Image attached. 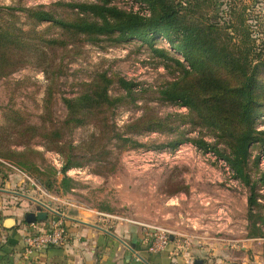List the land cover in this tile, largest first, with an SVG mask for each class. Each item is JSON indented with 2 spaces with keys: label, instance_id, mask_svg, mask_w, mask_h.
<instances>
[{
  "label": "rangeland",
  "instance_id": "374dc122",
  "mask_svg": "<svg viewBox=\"0 0 264 264\" xmlns=\"http://www.w3.org/2000/svg\"><path fill=\"white\" fill-rule=\"evenodd\" d=\"M213 1L216 9L202 12L218 23L231 19L232 4L248 7L264 59V0ZM141 5L148 7L142 0H0V159L26 171L48 196L1 162L0 189L63 213L111 215L106 225L142 227L151 247V227L168 223L165 215H134L135 200L148 214L172 199L232 193L233 181L250 196L264 195V135L251 127L264 120V67L243 88L253 102L250 96L247 108L234 111L232 90L245 78L227 66L182 52L161 34L101 31L102 8L148 18ZM39 12L54 20H37ZM84 21L100 31L66 26ZM247 109L250 120L242 116ZM244 134L251 143L240 174L233 163ZM13 197L29 201L0 192L3 201ZM227 216H220L222 228ZM249 219L258 236L264 215ZM218 236L232 238L225 229Z\"/></svg>",
  "mask_w": 264,
  "mask_h": 264
},
{
  "label": "crops",
  "instance_id": "0c3cea01",
  "mask_svg": "<svg viewBox=\"0 0 264 264\" xmlns=\"http://www.w3.org/2000/svg\"><path fill=\"white\" fill-rule=\"evenodd\" d=\"M11 183L15 186L14 181ZM0 190L4 194L23 195ZM13 198H0V245H9L4 249L8 256L0 252V264H264V239L260 233H264V227L257 223L259 233L254 236L249 219L250 214L264 215V195L257 199L260 209L250 212V194L240 182H232V193L217 190L209 198L201 195L172 199L165 205L155 204V211L148 214L142 213L146 207L140 199L133 201L136 216L165 215L169 226L166 229L173 233L174 241L159 253L150 247L142 227L120 222L106 225L109 220L99 212L95 215L100 217L60 212L70 235L68 244L27 255L25 237L40 231L57 215L31 200L23 203ZM221 215H231L225 218L223 228ZM224 229L232 238L218 236ZM192 234L197 239L189 238ZM179 240L189 241L190 246L176 243Z\"/></svg>",
  "mask_w": 264,
  "mask_h": 264
},
{
  "label": "trees",
  "instance_id": "16d2710c",
  "mask_svg": "<svg viewBox=\"0 0 264 264\" xmlns=\"http://www.w3.org/2000/svg\"><path fill=\"white\" fill-rule=\"evenodd\" d=\"M142 1L150 8L151 16L148 18L121 13L111 7L102 8V16L105 20L101 31L135 30L136 32L142 31L144 33L152 32L168 37L171 43L182 52H186L187 54H192L193 51L201 52L212 61L227 66L237 76L245 78L244 85L241 89L236 90V92L232 90V96L235 98L233 99L232 106L234 111L240 108H247V103L244 102H248L250 96L252 98V91L244 93L245 90L243 88L253 86L255 72L259 66L264 67V59L262 55L257 53L258 39L255 37V27L248 23V7H239L238 3L232 4L227 14L231 19L223 23H218L214 19L215 17L205 15L202 12L204 6L212 7V10L216 9L213 0ZM81 8L83 10L86 7L83 5ZM0 10H2L1 7ZM36 19L42 22L54 20L50 14L45 12L37 13ZM66 26L72 28L78 26L82 33H90L93 30L100 31L99 25L95 23L90 24L86 21L80 25L69 23ZM244 96H247V99L243 100ZM87 97L91 100L95 99L93 95H87ZM242 116H245L248 120L251 119V116L248 114V109ZM252 126H254L253 130L264 135V131L258 130V122L251 123ZM250 143L249 136L244 134L241 137V144L235 155L236 162L233 163V168H236L240 174H242V162L245 161L244 159L248 155ZM260 147L262 154L264 151V141L260 143ZM251 190H253L252 187ZM257 199L258 196L251 191L249 199L250 212L254 210L255 206L256 208H260ZM7 246L9 245H0V252L5 256L9 255L4 251ZM50 248L62 247H48L46 249ZM1 260L7 259L2 258Z\"/></svg>",
  "mask_w": 264,
  "mask_h": 264
},
{
  "label": "built area",
  "instance_id": "2783aa9c",
  "mask_svg": "<svg viewBox=\"0 0 264 264\" xmlns=\"http://www.w3.org/2000/svg\"><path fill=\"white\" fill-rule=\"evenodd\" d=\"M141 8L143 10L141 15L145 17L151 16V12L149 11L150 9L148 7H146L145 5H141ZM258 130L264 131V120L258 121ZM0 162L4 166L12 170L13 172L23 177V182L30 183L32 186L36 187L42 194L48 196V194L31 178V176L26 171L19 168L17 165L13 163H10V162H7L1 159H0ZM261 167L264 169V151L261 155ZM37 201L49 206L52 210H54L50 206V204L40 201V200H37ZM54 211L61 214L59 211H56V210ZM97 214L100 216L102 215V217H105V218H114L111 215H106L102 213H97ZM63 218H64L63 216L57 215L56 217L51 218L46 225L41 227L40 231L25 237L24 243L26 245V254L29 255L35 251H40L48 247L66 246L69 242L70 235H69L65 222L62 220ZM151 229H152V233H155L157 237L155 241L151 244L152 250L155 253L165 251L168 245L171 243L170 237L173 233L168 229H162L160 227H151ZM176 243L178 244L182 243L184 247L190 246L189 241L179 240Z\"/></svg>",
  "mask_w": 264,
  "mask_h": 264
},
{
  "label": "water",
  "instance_id": "95a60500",
  "mask_svg": "<svg viewBox=\"0 0 264 264\" xmlns=\"http://www.w3.org/2000/svg\"><path fill=\"white\" fill-rule=\"evenodd\" d=\"M0 191H3V190H0ZM21 196L27 198L28 200H31V201L35 202L37 205H39V206H41V207H43V208H45V209L51 211L52 213H54V214H56V215L63 216V215H61V214L55 212L54 210H52L49 206H47V205H45V204H43V203H40L39 201H37L36 199H34V198H32V197H29V196H26V195H21ZM65 218H67V217H65ZM170 240H171V241H174V238H173V237H170Z\"/></svg>",
  "mask_w": 264,
  "mask_h": 264
}]
</instances>
